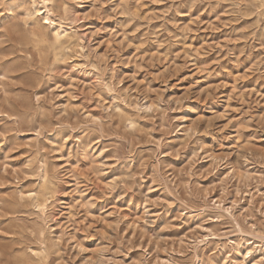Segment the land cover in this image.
<instances>
[{
    "label": "rangeland",
    "instance_id": "rangeland-1",
    "mask_svg": "<svg viewBox=\"0 0 264 264\" xmlns=\"http://www.w3.org/2000/svg\"><path fill=\"white\" fill-rule=\"evenodd\" d=\"M48 3L0 0V264H264V0Z\"/></svg>",
    "mask_w": 264,
    "mask_h": 264
},
{
    "label": "bare ground",
    "instance_id": "bare-ground-1",
    "mask_svg": "<svg viewBox=\"0 0 264 264\" xmlns=\"http://www.w3.org/2000/svg\"><path fill=\"white\" fill-rule=\"evenodd\" d=\"M44 4L45 10H42V7H36L34 10L30 11L28 14L32 15L33 20H37L41 26L51 27L53 39L56 43H64L71 42L72 33L71 28L66 23V18H57L56 14L53 10V7L48 3L49 0H42ZM47 23L51 24L49 26ZM73 43V42H72ZM46 173V170H45ZM35 200L41 210L42 213H46V209L48 208V202L46 198L40 199L38 192H34Z\"/></svg>",
    "mask_w": 264,
    "mask_h": 264
}]
</instances>
